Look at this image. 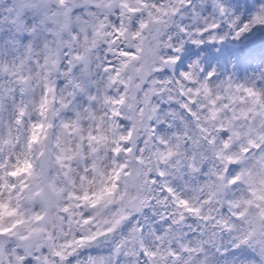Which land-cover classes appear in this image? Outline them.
Segmentation results:
<instances>
[{"label": "snow or ice", "instance_id": "6c2138e0", "mask_svg": "<svg viewBox=\"0 0 264 264\" xmlns=\"http://www.w3.org/2000/svg\"><path fill=\"white\" fill-rule=\"evenodd\" d=\"M258 37L264 0H0V264H264V69L202 66Z\"/></svg>", "mask_w": 264, "mask_h": 264}, {"label": "rangeland", "instance_id": "374dc122", "mask_svg": "<svg viewBox=\"0 0 264 264\" xmlns=\"http://www.w3.org/2000/svg\"><path fill=\"white\" fill-rule=\"evenodd\" d=\"M247 42H225L223 45H216L215 47L208 45L207 47L211 50L212 53L217 55V59L220 63H216V60H212L208 63H204L202 66L205 71H211L212 68H217L218 71L227 67L229 74H234L236 78L243 79L245 75L252 76L256 75L260 70L264 69V59L260 57L257 53L255 57L249 56L245 48ZM185 57L181 55V61H178L180 64L184 61ZM186 67V64L184 65ZM178 70H184L179 68Z\"/></svg>", "mask_w": 264, "mask_h": 264}, {"label": "water", "instance_id": "95a60500", "mask_svg": "<svg viewBox=\"0 0 264 264\" xmlns=\"http://www.w3.org/2000/svg\"><path fill=\"white\" fill-rule=\"evenodd\" d=\"M257 40H260V39H264V37H258V38H256Z\"/></svg>", "mask_w": 264, "mask_h": 264}]
</instances>
